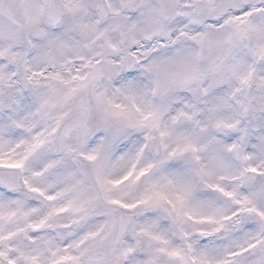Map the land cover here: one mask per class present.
<instances>
[{
  "label": "snow or ice",
  "instance_id": "6c2138e0",
  "mask_svg": "<svg viewBox=\"0 0 264 264\" xmlns=\"http://www.w3.org/2000/svg\"><path fill=\"white\" fill-rule=\"evenodd\" d=\"M0 264H264V0H0Z\"/></svg>",
  "mask_w": 264,
  "mask_h": 264
}]
</instances>
